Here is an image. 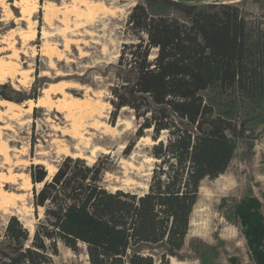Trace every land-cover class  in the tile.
<instances>
[{
  "label": "trees",
  "instance_id": "16d2710c",
  "mask_svg": "<svg viewBox=\"0 0 264 264\" xmlns=\"http://www.w3.org/2000/svg\"><path fill=\"white\" fill-rule=\"evenodd\" d=\"M162 1L187 20L153 15L138 3L127 20L137 41L124 44L117 82L110 87L112 124L121 109L129 108L142 119L138 137L153 130L156 162L148 189L142 194L108 189L104 180L114 169L110 153L92 164L66 156L49 179L43 164H32V181L42 185L34 189V205L44 208V217L33 234L17 216L9 218L0 264H54L59 243L74 252L84 244L90 264H170L169 256L184 245L202 180L227 170L244 134L232 120L234 101L218 112L202 92L214 88L251 103L264 101V27H252L237 3ZM0 88L18 93L7 84ZM162 131L168 133L166 142L159 140ZM236 213L251 259L264 264V205L245 198ZM143 244L165 247L159 262L142 250Z\"/></svg>",
  "mask_w": 264,
  "mask_h": 264
},
{
  "label": "rangeland",
  "instance_id": "374dc122",
  "mask_svg": "<svg viewBox=\"0 0 264 264\" xmlns=\"http://www.w3.org/2000/svg\"><path fill=\"white\" fill-rule=\"evenodd\" d=\"M175 1L198 6L237 3L252 27H264V1ZM138 3L153 15L187 20L162 0H0V84L18 93L9 88L0 92L26 98L0 96L16 104L10 111L0 106V240L11 216H17L31 234L44 217V208L36 210L34 205V189L42 185L32 181V164H43L49 179L66 156L92 164L99 155L110 153L114 169L104 180L108 189L139 194L148 189L156 162L153 130L138 137L142 119L129 108L121 109L111 122L110 87L117 82L124 44L137 41L127 20ZM155 54L154 49L150 59ZM202 94L218 112L234 101L232 120L244 134L237 139L227 170L202 180L184 245L169 256L170 264H255L236 207L249 197L264 205V101L251 103L214 88ZM167 138L162 131L159 140ZM58 248L54 264H90L84 244H79L78 252L62 243ZM141 248L156 262L165 251L162 244Z\"/></svg>",
  "mask_w": 264,
  "mask_h": 264
},
{
  "label": "bare ground",
  "instance_id": "6f19581e",
  "mask_svg": "<svg viewBox=\"0 0 264 264\" xmlns=\"http://www.w3.org/2000/svg\"><path fill=\"white\" fill-rule=\"evenodd\" d=\"M15 103L7 100H0V106L6 108L7 110H12L15 107ZM207 218V217H206ZM220 219V218H219ZM224 225V224H222ZM215 227V226H214ZM224 227V226H223ZM224 230V229H223ZM221 232V231H220ZM205 233V232H204Z\"/></svg>",
  "mask_w": 264,
  "mask_h": 264
}]
</instances>
